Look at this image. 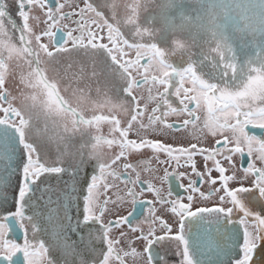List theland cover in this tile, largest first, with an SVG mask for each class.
I'll return each instance as SVG.
<instances>
[{
	"label": "snow or ice",
	"instance_id": "6c2138e0",
	"mask_svg": "<svg viewBox=\"0 0 264 264\" xmlns=\"http://www.w3.org/2000/svg\"><path fill=\"white\" fill-rule=\"evenodd\" d=\"M155 2L136 0L121 16L115 8L109 15L108 0H81L83 7L71 0L52 6L49 0H0V257L7 264H125L121 252L143 264H264V138L248 131L264 129V0L244 9L243 27L227 4L160 0L157 28L140 15ZM217 7L224 9L219 21ZM62 21L75 27L63 24L61 31ZM160 32L175 36L167 49L151 42ZM131 53L134 58H126ZM178 53L186 59L174 65L169 58ZM10 61L26 69L19 79ZM117 78L113 98L107 85ZM149 84L157 90L151 96L149 89L156 106L145 125L138 118L147 106L140 108L137 90ZM94 103L109 113L128 111L127 126L95 108L89 115L84 106ZM204 108L201 131L217 137L215 147H198L200 137L193 143L187 132L198 127L196 113ZM178 112L187 118L170 123L169 114ZM105 122L113 138L91 137V168L82 170L83 149L73 152L71 138ZM51 128L57 155L41 162L36 154H43ZM103 146L118 151L102 158L96 148ZM145 171H162L161 185L170 177L187 179L179 185L186 197L173 198L171 188L162 194L142 178ZM128 204L148 205L147 232L140 221L133 224L134 211L124 214ZM17 253L22 261L13 260Z\"/></svg>",
	"mask_w": 264,
	"mask_h": 264
},
{
	"label": "flooded vegetation",
	"instance_id": "af4514ba",
	"mask_svg": "<svg viewBox=\"0 0 264 264\" xmlns=\"http://www.w3.org/2000/svg\"><path fill=\"white\" fill-rule=\"evenodd\" d=\"M57 2H60V0H49V6H52L55 3H57ZM71 2L74 3V4L79 5V7H83V4L81 3V0H71ZM109 2H110V0H109ZM8 3H10V2L8 1ZM219 4L221 5V3H219ZM107 8H108V6H107ZM107 8H106V10H107ZM76 10H78V9H76ZM115 10H116L117 13L120 14V4H119V2H118V5L115 6ZM65 11H68V10H65ZM152 11L155 12V8L152 9ZM222 11H224V10H222ZM229 15L232 16L233 19L236 21L237 18L234 16V14L229 12ZM74 18L78 19L79 17H74ZM63 24H69L71 27H75V25H72L70 21H62L61 25H60L61 31H64V29L62 28ZM58 37H59V33H58ZM105 37H106V35H105ZM45 42H47V41L45 40ZM137 79H139V78H137ZM111 84H112V88L114 89V91L117 92V90L119 88V84H120L119 79L112 80ZM150 88H151V96H156L157 92L154 90L155 87H152L151 85L148 88V96H145L142 99V97L140 95H137L138 100L140 101V104H139L140 108L144 109L145 106H147V110L144 112L143 116L138 118V119H143L145 125L148 124L147 116L151 113L152 108H154L156 106L155 102H153L152 100L149 99V95H150L149 89ZM172 100L174 101V106L179 105V101H178V99L176 97H172ZM190 107H191V105H190ZM100 113H102V114H100ZM100 113H97V115H105V116L111 115V116H113V118H118L120 120L121 126H127L126 123H127V120H128L129 113L126 110L113 109V111L111 113H109V109L107 107H105L104 111L100 112ZM196 115L200 116L201 120L196 122L198 127H194L193 125H189L188 126L187 132H188V135H189V139H191V141L193 143H196V138L200 137V143L198 144V147H205V148H207L209 146L215 147L216 146L215 141H216L217 137L212 136V134L210 132H207L206 129L204 131H201V129H203V120L207 118V110H206V108L197 111ZM185 118H187V114L186 113H179V112L175 113V114L170 113L169 117H168V121L170 123H180ZM106 125L108 126L107 129H103L102 126H106ZM71 127H72V124L69 126V129ZM99 129L105 130L106 132L105 133H99L98 135H103V136H105V137H107L109 139L113 138V135L110 134V125L108 123H106V122L102 123L100 125ZM138 130H139V122L133 123V125H132V131L133 132L129 133V138L130 139H135L136 138L135 132H137ZM248 131H249L250 135H255L258 138H264V129H260L259 127L252 128L251 126H249ZM204 132H207V136L206 137L204 135ZM226 134L227 135H231L230 132H228ZM98 135H96L94 133V129L93 128L92 129L85 128L82 131L75 133V135L71 138V141H70V143L72 145V149L71 150L74 152V151L80 150L82 148L83 149L82 155H83V158H84V161H85L86 164L89 163V161H88V152L90 151L91 145L94 142V140H92L91 137L98 136ZM220 138L222 139V136ZM44 151H46V153L43 152V154H41V153H37L36 154L37 156L40 157L41 162H43L45 159H49L50 160V159H54L56 157V153L52 149L45 148ZM96 151L102 156V158H109L110 156L113 155V153L115 151H118V149L117 148H109L107 146H103V147L96 148ZM150 158L151 157L149 156L148 159H150ZM236 159H237V162H241V159L239 157H236ZM244 159L247 160L248 158L245 156ZM64 167H68V163L67 162L65 163ZM84 167H88L90 169L91 165L90 164L82 165L81 166L82 170H83ZM152 167L155 168V167H157V165H155L153 163ZM71 171H72V169H69V174H71ZM170 171H171V169H170ZM179 171H184V169L181 168V169H179ZM189 174H191V173H189ZM162 175H163L162 171H158L157 173H154V174H149L147 171H145L142 174V178L150 179L154 184L157 185V187H161L162 190H163L162 194H166L167 190L169 188H171L173 190V198H175L177 193L181 197H186L187 193L184 192V189L181 188L179 185L180 184H184L186 186L187 183H188L187 179L177 180L175 177H170L168 183H165V184L161 185V181H160L159 177H161ZM192 178L193 179H197V177H195L194 175L192 176ZM63 179L67 180L68 179V175H65L63 177ZM116 183L119 184L121 188H123L122 182L116 181ZM199 186L201 187L202 190L205 187H207V185H204V184H201ZM46 187H49V186H42V188H46ZM37 195H39V193H37ZM109 195L112 196L113 199H115V196L112 194V192H109ZM44 199L47 200V197H44ZM53 199H54V197H53ZM148 199H151V196H148ZM147 207H148L147 204H145L143 207H141L138 204L135 207V209H133L131 204H128V205L125 206V208L123 210L124 214H127V212H129V211H134V216L132 218L133 219V224L136 225L137 221H140L141 223L139 224V227H142L145 232H147L148 229L151 227L150 222L145 220V216L147 215ZM157 207H158V211H159V206H157ZM142 213H143V215H142ZM162 219H164L167 222V216L162 217ZM156 227H157V229H159V225H156ZM197 231L198 230H197V228L195 226H193L191 228V231H190L189 235H190V238L192 240L196 239ZM9 238L10 239H15V234L10 232L9 233ZM73 239H76V237L74 236ZM17 242L22 244L23 243V239H20ZM199 242L201 244V247L204 249V251H206L207 250L206 247H205L206 238H205V236L203 235L202 232L200 233ZM118 247H120V246H118ZM159 247H160L159 245L156 246V248H159ZM124 251L130 252L131 250L130 249H125ZM57 254L59 255V253H57ZM121 256L124 257L125 264H143V261L140 259L139 256H132V255L124 256V252H121ZM199 258L207 259V257H199ZM13 260L14 261L15 260L22 261L23 260L22 254L21 253H17L16 256L13 257ZM0 264H7V261H4L2 259V257H0Z\"/></svg>",
	"mask_w": 264,
	"mask_h": 264
},
{
	"label": "rangeland",
	"instance_id": "374dc122",
	"mask_svg": "<svg viewBox=\"0 0 264 264\" xmlns=\"http://www.w3.org/2000/svg\"><path fill=\"white\" fill-rule=\"evenodd\" d=\"M8 1L10 2L9 5H11L12 2H13V0H8ZM204 1L205 2L207 1V3L211 4V5H217V4L214 3L215 0H204ZM118 2L120 4V15L124 16L131 10V7L136 3V0H110V2L108 0V8H107L106 11L109 13V15L112 14V8H115V6L118 5ZM140 2L143 3V0H140ZM159 3H160V0H156L155 4H149V6L147 7V10H141L140 11L141 19L144 22H146V23H153L155 25V27H157V28L160 27V23H159V21L157 19V14L159 12V9L156 7V5L159 4ZM154 8H155V12L152 11V9H154ZM64 10L72 11V8L66 7ZM214 11L217 13V19L219 21L223 17V14H222L221 10L218 9V7L216 9H214ZM236 21H238L240 23L241 27H243V23L244 22H241L239 20H236ZM229 23H231V22L229 21ZM37 27H39V26L37 25ZM104 35H106V30H105ZM174 38H175V36L171 32H168L167 35H165L163 32H160V33H158L155 36V38L151 42L156 43L158 45V47H161L163 49H167L170 46V44H171V42H172V40ZM104 42H107L106 41V37H105V41ZM126 58H134V53H131L130 56L126 57ZM251 58L255 59L254 54H253V56ZM76 59H79V58L77 57ZM169 59H170V62H172L174 65H179L180 62L183 59H186V56H182V55H180L178 53L176 56L170 57ZM142 63H146V60H145V62H142ZM16 64H17L16 61H10L9 62V69L15 75L16 79H19L21 71L22 70H26V69L23 68L22 63L20 64L19 67H17ZM142 74H143V69H141V74L137 75V78L140 79ZM155 74H157V73L154 70H152L150 72V75H155ZM149 86H150V84L149 85H144L140 90H137V95H140L142 97V99L145 96H148V88H149ZM107 88L109 90V95L111 97L115 98L116 95H117V92L114 91V89L112 88L111 82L107 85ZM154 90L157 92L156 88ZM113 102H115V100ZM84 107H85V111L89 115H92V111H93L94 108H95L96 114L100 113V112H103L104 108H105V107L97 108L95 106V103L93 105H91V106L86 105ZM100 114H102V113H100ZM64 123L69 128V126L71 125L70 118L65 120ZM39 125H40L41 128L44 127L43 119H41V121H39ZM107 127H108L107 125L106 126H102L103 129H107ZM93 129H94V133L96 135H98L99 133H105L106 132L105 130H102V129H99L97 131L94 127H93ZM47 136H48V140H47L46 148L52 149L53 151H55V153L57 155L58 144H57V141H56V129L55 128H51L50 131L48 132ZM44 152L46 153V151H44Z\"/></svg>",
	"mask_w": 264,
	"mask_h": 264
},
{
	"label": "water",
	"instance_id": "95a60500",
	"mask_svg": "<svg viewBox=\"0 0 264 264\" xmlns=\"http://www.w3.org/2000/svg\"><path fill=\"white\" fill-rule=\"evenodd\" d=\"M217 3L227 4L229 6L228 11L234 14L239 20H242L241 15L244 14V9L253 4H258L259 0H217ZM2 143V129H0V144ZM13 160H15V156H13Z\"/></svg>",
	"mask_w": 264,
	"mask_h": 264
},
{
	"label": "trees",
	"instance_id": "16d2710c",
	"mask_svg": "<svg viewBox=\"0 0 264 264\" xmlns=\"http://www.w3.org/2000/svg\"><path fill=\"white\" fill-rule=\"evenodd\" d=\"M204 2H205V1H204ZM205 3L208 4L207 1H206ZM239 21H241V20H239ZM241 22H243V21H241Z\"/></svg>",
	"mask_w": 264,
	"mask_h": 264
}]
</instances>
